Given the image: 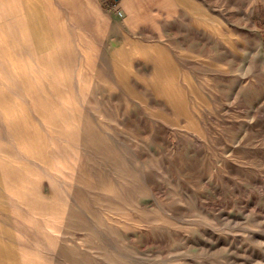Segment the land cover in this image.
Returning a JSON list of instances; mask_svg holds the SVG:
<instances>
[{
	"label": "bare ground",
	"instance_id": "1",
	"mask_svg": "<svg viewBox=\"0 0 264 264\" xmlns=\"http://www.w3.org/2000/svg\"><path fill=\"white\" fill-rule=\"evenodd\" d=\"M241 6L247 13L249 7ZM104 8L101 0H0V264H54L53 254L59 250L62 235L64 237L65 233H69V238H72L76 234L78 211L82 212L85 220L92 217L90 203L95 194L106 198V208L110 214L133 211L132 207L134 209L139 203L137 181L140 178L136 173L138 168L131 166L128 154L119 147H130L137 156L143 155L140 148L135 144L129 145L121 134L113 131L115 127L107 120V113L99 98L96 97L95 101L89 99L94 81L96 85L117 84L121 94L115 98L116 101L121 100L126 89L127 98L133 101L136 91L144 92L153 103L155 100L162 104L166 102L165 108L168 112H174L180 118H184L183 108H194L199 103L197 101L202 94L197 93L198 88L191 82L195 76L190 81L178 74L172 67L174 60L171 63L172 57L166 51L164 53V49L155 48L152 49L154 54L140 55L141 50L133 40L120 43L117 41L110 55L100 57L103 45L101 36L111 28L112 19ZM122 8L120 22L133 32L140 33L138 28L142 29L141 33L148 30L151 37L160 39V34L155 33L158 24L187 23L188 28H194V35H205L203 41L210 38L221 46V49L223 46L234 45L229 38L231 28L228 26V20H235L239 14L233 10L241 9L235 0H122ZM249 21L252 25V21ZM74 37L78 41L73 43L71 39ZM108 59L114 66V72L105 75L102 60ZM139 62L153 69L154 77L144 80L135 76L133 87L129 89L122 83L134 75L133 66ZM97 64L102 71L99 70L94 80L90 75L94 74ZM142 72H148L147 68L142 69ZM115 89L116 87L113 90ZM159 92H164L166 98L159 99ZM108 97L110 99V96ZM147 116L148 124L144 128L148 143L160 145L156 131L157 121L153 114ZM117 120L126 127L141 125L139 118H136L135 122L126 117H117ZM163 127L169 129L167 124ZM109 136L111 138L107 139ZM98 142L99 146L96 145ZM182 147L183 145L177 144L176 148ZM81 149L84 151H80ZM168 155L174 162L180 159L176 153L169 152ZM150 163L153 164V161ZM178 165L180 166L179 163ZM145 181L151 195L156 192L163 194L162 190L155 186L152 172H146ZM197 189L201 190L200 187ZM154 219L151 216V219L146 220L145 226L141 227V233L147 231L146 228L151 225V220L154 223ZM138 223L140 224V221ZM113 228L123 230L117 221L109 222V230ZM116 235L109 233L107 236L106 256L110 264H122V256L128 255L124 246H119V242L117 244L115 238H112ZM92 247L91 240H86L83 247L85 255L82 258L84 264H90L87 253L91 252ZM63 252L61 249V254ZM132 255L130 262L141 264L137 261L139 255L134 251ZM56 258L57 262L62 264L60 256L57 255ZM139 259L141 261L140 257Z\"/></svg>",
	"mask_w": 264,
	"mask_h": 264
},
{
	"label": "rangeland",
	"instance_id": "2",
	"mask_svg": "<svg viewBox=\"0 0 264 264\" xmlns=\"http://www.w3.org/2000/svg\"><path fill=\"white\" fill-rule=\"evenodd\" d=\"M101 1L112 19H110L111 28L101 36L103 45L100 57L110 55L117 41L120 43L133 40L141 50L140 55L154 54L152 49L155 48L164 49L163 52L166 51L172 57L171 63L174 60L172 67L178 74L190 81L195 76L191 82L196 89L198 88L197 93L200 92L202 95H199L200 100L197 101L199 103L196 107L182 109L184 118H180L176 113L168 112L165 108L166 102L162 104L155 100L153 103L144 92L136 91V98L133 101L127 98L128 89H126L127 91L123 94L125 97L122 96L123 100L121 98L116 101L115 98L120 97L121 94L117 84L102 83L97 86L95 81L93 82L91 87L93 92L88 95L89 99L95 101L99 98L102 108L107 113V120L115 127L113 131L121 134L129 145L135 144L143 155V157L140 154L137 156L134 149L130 147H119L128 154L131 166L138 168L136 173L141 179L137 181L139 203L134 206V209L132 207L133 211H118L110 214L106 208V198L101 194H95L90 203L92 217L85 220L82 212L78 211L76 234L72 238H69V233H65L64 237L62 235L59 250L55 255L53 254L54 264H59L57 255L60 256L62 264H84L83 247L88 239L93 245L91 252L87 253L90 264H110L106 256L109 233L117 234L112 238H115L116 243L119 242V246H124L128 252V255L122 256V264H132L130 261H132L133 251L141 258L140 261L137 256V261L141 264H264V0H235L241 9H234L233 12L239 15L235 20H228L230 23L228 26L231 28L229 38L234 45L223 46L222 49L210 38L203 41L205 35H194V28H188L187 23H182L181 26L171 23L158 24L155 27V33L160 34V39L151 37L148 30H146L147 33H141L142 29L138 28L140 33L133 32L127 25L123 26L120 22L123 10L122 0ZM241 5L249 7L247 13L243 11L244 9L242 10L244 7ZM249 20L252 21V25ZM71 40L73 43L78 41L76 37ZM127 59L130 61L129 58ZM102 65L105 66V68L102 66L105 75L113 74L114 66L110 59L102 60ZM137 65L133 66L134 75L126 78L127 82L122 77V81L124 80L122 84L129 89L133 87L132 81L135 76L137 79L144 80L154 77V70L148 68L146 64L139 62ZM146 68L148 72H142V69ZM99 70L102 71L97 64L94 74L90 77L96 80ZM114 87H116L115 90H113ZM165 95L164 92H159L158 98L165 99ZM207 106H209L208 109ZM198 111L202 113L201 116ZM159 112L160 114H157ZM147 114H153L157 121L156 131L161 141L160 145L148 143L144 128L148 124ZM117 117H126L133 122L139 118L141 125L126 127L118 122ZM164 124L169 125L168 130L163 127ZM243 135L245 137H242ZM109 138L111 137H107ZM177 144L183 145L182 151L176 148ZM96 145L99 146V142ZM96 150L98 152L97 147ZM169 152L176 153L178 159L180 158L179 161L174 162L169 157ZM151 160L153 164L150 163ZM128 165H130L129 161ZM98 170L100 171L99 168ZM146 172L153 173L155 186L161 189L163 194L156 192L151 195L145 181ZM199 187L201 190L197 189ZM151 216L155 218L154 223L151 220V225L146 228L147 231L141 233V227L145 226L146 220L151 219ZM136 219L138 221L135 222ZM115 221L122 226L123 230L115 228L109 230V222ZM61 249L64 251L62 254ZM73 259L75 261H72Z\"/></svg>",
	"mask_w": 264,
	"mask_h": 264
}]
</instances>
